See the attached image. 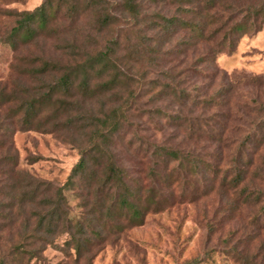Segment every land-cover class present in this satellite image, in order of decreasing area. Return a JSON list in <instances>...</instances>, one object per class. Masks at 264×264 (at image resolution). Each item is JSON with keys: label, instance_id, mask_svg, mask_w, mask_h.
Instances as JSON below:
<instances>
[{"label": "trees", "instance_id": "16d2710c", "mask_svg": "<svg viewBox=\"0 0 264 264\" xmlns=\"http://www.w3.org/2000/svg\"><path fill=\"white\" fill-rule=\"evenodd\" d=\"M146 1L157 0H43L31 11L0 9V16L13 22L2 40L13 53H18L21 47L41 44V54L34 57L38 64L22 72L23 77L33 79L35 84L20 90V94L14 90L8 92L5 85H0L1 104L11 105L6 117L9 122L0 123V137L9 135L11 123L22 131L68 130L81 138L85 136L77 146L76 163L59 187L20 169L12 137L0 140V150H3L0 156V264H30L47 247L59 251L64 248L66 254L73 251L77 259L89 258L92 247L105 241L107 235L105 227L102 229L101 212L116 209L115 215L123 217L128 225L141 226L148 215L166 209L167 199L161 194L162 188L157 185L156 188L155 184L166 183L169 175L162 171L173 163H177L179 182L187 181L180 198L192 203L198 201L201 189L202 196L214 190L225 199L219 208L223 221L228 224L234 220L232 215L241 217L235 219L237 228H231L227 236L244 233L249 223L251 226L261 221L264 224V72L232 76L225 82L216 74H201L194 62L176 75H182L177 82L169 70H164L163 78L159 79L162 83L155 78L147 86H141L144 80L141 76L133 81L135 90L114 91L124 88L133 78L115 56L114 47L124 28L133 29L139 24L142 2ZM222 1L185 0L188 6L183 8L180 3L178 7L187 15L186 20L160 16L152 28L158 31L153 32V46L164 47L181 28L194 35L189 38L193 40H184L181 45H190L192 41L213 46L214 50L209 53L221 54L225 48L231 52L243 36L262 29L264 22L257 24L256 20L262 17L264 21V2L247 6L246 17L240 18L238 8ZM210 27L212 30L206 34ZM91 33L105 36L106 40L99 45ZM47 41H51L49 49ZM43 44L46 50L42 51ZM206 57L198 58V63H204ZM192 77L203 80L201 92L190 89L188 80ZM145 87L149 89L145 95H151L149 105L155 110L141 116L134 113L140 99L145 97L140 95ZM105 92L109 94L100 100V111L93 112V100ZM162 102L173 104L177 110H162ZM49 103H52L51 118H40ZM197 112L199 115H194ZM60 115L65 118L59 120ZM130 116L161 126L156 129L157 133L173 129L193 140L195 145L206 143L212 148V154L204 159L195 150L184 155L166 142L154 144L151 151L137 129L131 133L137 140L129 143V149L141 158L156 157L157 168L152 171V186L148 190L139 183L131 184L113 148L116 135L124 129ZM91 162L93 169H89ZM77 185L78 207H87L91 202L95 208L91 219L101 229L93 228L90 219L71 213L65 191H73ZM157 189L163 198L156 193ZM86 227L90 228L92 238L84 232ZM251 235L246 233V239H254L255 235ZM62 236L65 239L60 247L57 240ZM239 243L229 250L234 257L233 264H252L248 250L242 253L238 250Z\"/></svg>", "mask_w": 264, "mask_h": 264}, {"label": "rangeland", "instance_id": "374dc122", "mask_svg": "<svg viewBox=\"0 0 264 264\" xmlns=\"http://www.w3.org/2000/svg\"><path fill=\"white\" fill-rule=\"evenodd\" d=\"M43 0H0V9L15 10V11H31L38 7ZM174 2V5L170 3ZM227 4H232L238 8L240 18H245V9L247 6H258L264 0H223ZM181 6L186 8L188 5L185 0H181ZM179 3V4H180ZM175 0H157L155 3L142 2L141 15L139 24L133 28H124L120 32L118 45L114 47V54L119 58L125 72L128 76H133L129 84L124 88H115L114 91L123 92L133 91L136 85L133 81L143 76L144 80L140 82L147 86L149 80L158 79V83H162L161 72L169 70L174 75V80L177 82L182 78L176 76L186 65H191L194 62L198 66L201 74H216L218 78H223L228 82L232 76L242 77L257 75L264 72V25L258 33H249L237 40L235 48L229 52L225 48L221 54L209 53L213 46L201 45L192 43L190 45H181L184 40L194 36L192 31L188 29H178L176 36L173 37L170 43L157 49L154 44L153 30L155 22H158L160 16L178 17L180 19H188L187 15L181 11V7ZM262 17H259L256 22L260 24ZM13 22L10 19L0 16V85L6 86V91H17L33 86L36 82L33 79L23 77L26 69L36 66L37 61L35 56L40 55L41 47L26 46L21 47L18 53H13L8 44L3 43L5 33L12 27ZM212 30V27L207 28L206 34ZM171 32V31H170ZM93 39L100 45L105 36L97 37L92 34ZM122 35V36H121ZM195 40V39H194ZM196 41V40H195ZM47 41L46 48H50ZM192 43V44H191ZM193 44L195 46H193ZM43 50H46L44 48ZM208 54V55H207ZM207 56L204 63H198V58ZM160 79V80H159ZM96 81V80H95ZM190 89L195 92H201L203 80L199 77H192L188 80ZM219 82V81H218ZM149 89L140 92V95L145 97L140 99V104L135 109L134 113H139L141 116L147 111H154L155 108L149 105V95H145ZM138 91H135L137 93ZM20 94V92H19ZM105 92L99 96V99L93 100V112L100 111V100H104ZM195 94V93H193ZM70 100L69 98H65ZM48 102V101H47ZM53 103H55L53 101ZM169 102H162L161 109L169 112H174L177 107ZM52 103L47 104L46 109L41 112L40 118L50 116L49 107ZM57 105V104H56ZM56 105H53L55 107ZM65 105V104H64ZM65 107H67L65 105ZM11 105L0 102V123L9 122L6 120L8 110ZM61 112L60 114H62ZM199 115V112L194 113ZM59 120L65 118L60 115ZM49 122H52L51 120ZM9 135L0 137V140H8L12 137L13 146L17 151L18 167L38 180L49 181L54 186L59 187L65 182L71 168L78 159L77 146L84 140V137H79L76 132L62 130L58 132L49 131H22L15 123H11ZM49 126V125H46ZM162 128L156 124H148L147 120L142 118L139 120L134 116H130L128 123L124 129L116 135L114 140V152L117 161L123 166L132 182L131 184L139 183L141 188L148 190L152 185V171L157 168L156 157L141 158L133 149H129V143L136 141L131 133L138 129L139 135L144 137L146 147L153 150V145H161L169 143L178 152L186 155V152L195 150L200 156L209 158L212 154V148L206 143H197L190 141L183 133L173 129H167L160 133L156 129ZM50 130V129H48ZM148 130V131H142ZM3 150H0V156ZM201 165V163H200ZM94 168V163L91 162L89 169ZM162 174H167L166 183L155 184L158 188H162V196L167 199V207L164 211L158 214H150L146 217L141 226H130L127 221L122 220L123 217L115 215L116 209L106 213L101 212L102 229L105 227V241L98 242V246L94 245L89 253V258L77 259L73 251L66 254V249L59 251L53 247H47L37 260H32L30 264H233V254L229 253L230 248L240 241L238 250L242 253L244 249L249 252V259L252 264H264V229L263 222L259 225H246L244 233L238 232L236 237L227 236V232L234 228L236 229L237 222L235 219H241L239 215H232L233 221L226 223L221 217L219 210L220 204L225 202L222 195L217 194L213 190L208 196H202V189L199 191L198 201L189 202L180 198L181 192L187 181H180L177 175V163L169 165L162 171ZM82 184L83 181H79ZM82 182V183H81ZM73 191H65L68 198V203L72 214L81 216L84 219L94 217V207H91V202L87 207H78L79 202L76 199V189ZM157 188V187H156ZM160 190V189H159ZM156 193H159L158 189ZM159 193V195L161 196ZM161 196V197H162ZM163 198V197H162ZM90 210V213L88 212ZM98 212V215H99ZM83 214V215H81ZM236 214V213H235ZM244 216V215H243ZM246 219V216L245 218ZM83 220L86 225L88 222ZM222 221V222H221ZM92 227H101L92 221ZM244 224V223H243ZM234 226V227H231ZM91 227V228H92ZM84 232L89 238H92L90 228L86 227ZM246 233L252 234L254 239H246ZM64 236L57 240V243L62 247ZM94 240V239H93ZM236 245V244H235Z\"/></svg>", "mask_w": 264, "mask_h": 264}]
</instances>
